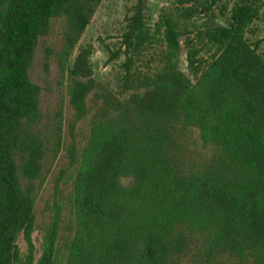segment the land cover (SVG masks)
Instances as JSON below:
<instances>
[{
	"label": "trees",
	"instance_id": "obj_1",
	"mask_svg": "<svg viewBox=\"0 0 264 264\" xmlns=\"http://www.w3.org/2000/svg\"><path fill=\"white\" fill-rule=\"evenodd\" d=\"M101 1L0 0V264H264V52L248 37L264 0H241L227 25L194 37L185 24L222 0H176L154 31L150 0H136L108 85L89 48L72 60ZM58 19L70 141L64 108L48 118L30 77ZM158 39L159 69L146 74L138 65ZM63 153L37 258L36 204Z\"/></svg>",
	"mask_w": 264,
	"mask_h": 264
},
{
	"label": "rangeland",
	"instance_id": "obj_2",
	"mask_svg": "<svg viewBox=\"0 0 264 264\" xmlns=\"http://www.w3.org/2000/svg\"><path fill=\"white\" fill-rule=\"evenodd\" d=\"M241 3V0H222L217 3L212 12L208 15H201L193 18L191 22L185 24L189 30L188 34L194 37L199 31H205L206 27L215 22L220 25H227L232 11ZM136 0H102L97 7L92 20L83 34L75 54L81 48H89L90 64L93 70V77L99 83L108 85L118 75L121 64L125 61V56L116 58L115 55L122 47V37L125 33L127 23L134 14ZM179 5L176 0H150L148 9L145 11L146 22L154 31L155 25L160 20L163 12H172ZM262 20L254 25L255 33L251 35V40H262L261 51L264 52V5L262 9ZM64 21L62 19L54 20L52 31L49 36L43 37L37 48L33 67L30 72L31 80L42 88L41 107L48 118L55 116L56 112L63 107L67 122L65 125V138L70 141L68 136V120L73 117V111L69 106V97L66 86H62L60 81V68L56 53L61 49L63 43ZM161 39H158L155 45L151 47L143 62L139 63L138 68L151 74L159 69L158 55L162 50ZM206 49L201 55L206 59L210 55ZM180 69L193 80L187 63V50L183 49L180 54ZM90 118L78 125L79 145L86 144L90 134ZM69 158L67 153H63L57 160L51 171L44 189L39 193L36 204V227L33 235L34 243L37 248V258L41 256L42 244L45 228L50 224L53 211L51 210L54 202L58 199L55 195L56 178L59 172L66 168ZM64 194L69 193V188L61 185ZM19 247L22 253H25L27 246L23 238L19 240Z\"/></svg>",
	"mask_w": 264,
	"mask_h": 264
}]
</instances>
